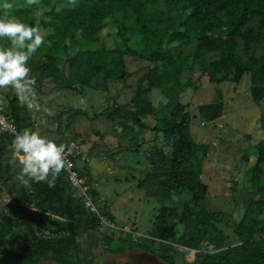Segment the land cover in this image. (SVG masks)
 Returning a JSON list of instances; mask_svg holds the SVG:
<instances>
[{"label":"trees","instance_id":"obj_1","mask_svg":"<svg viewBox=\"0 0 264 264\" xmlns=\"http://www.w3.org/2000/svg\"><path fill=\"white\" fill-rule=\"evenodd\" d=\"M28 12L30 25L38 23L45 34V43L29 61L39 90L49 86L73 91L85 100L89 89L110 92L113 83L128 85L130 60L147 62L137 83L128 85V101L94 115L87 102L86 110L70 107L73 117L67 128L79 116L105 117L118 136L132 133L138 143L133 150L150 145L145 152L151 168L140 186L168 197L186 190L191 198L163 205L149 237L104 230L64 173L52 187L47 182H33L30 188L21 184L18 190L8 185L13 179L8 159L13 137L6 134L0 145V264H97L108 254L122 255L133 248L153 252L170 264H264V138L255 144L254 165L248 164V151L242 156L248 164L244 176L249 178L248 186L238 190L241 219L211 210L204 175L209 147L192 135L190 123L197 114L184 99L204 78L216 86L219 99L197 107L202 122L214 123L225 109L219 85L240 83L250 74V98L262 110L264 130V0H76L74 5L54 0L51 6L39 0ZM106 30L112 35L109 44L103 36ZM5 98L4 109L18 128H29L26 106L21 107L16 96ZM147 117L156 123L151 126ZM65 134L66 129L53 141L82 144V134ZM81 171L87 175L85 168ZM101 211L114 219L106 209ZM20 225L26 228L22 232ZM172 242L197 252L186 257ZM205 242L213 250L203 249Z\"/></svg>","mask_w":264,"mask_h":264},{"label":"rangeland","instance_id":"obj_2","mask_svg":"<svg viewBox=\"0 0 264 264\" xmlns=\"http://www.w3.org/2000/svg\"><path fill=\"white\" fill-rule=\"evenodd\" d=\"M41 1L49 6L54 2V0ZM6 2L12 4L13 7L4 10L2 5ZM30 8L31 6L26 5L25 0H0V19L15 17L30 25L32 18V13L28 12ZM108 32L106 30L103 33L105 44H109L112 39L111 33ZM0 46H9L6 38H0ZM95 48L101 49V46L97 44ZM145 64L147 62L129 61L131 76L128 78L127 84L131 88L137 83V77L145 71ZM128 85L120 82L113 83L110 92L89 89L85 98L89 113L94 115L115 102L122 104L128 101L132 96ZM250 85V74H246L240 83L223 82L219 85L225 109L223 116L214 123L202 122L197 107L202 103H210L219 99L216 86L204 78L202 85L184 98L185 101H188L192 114H197L193 116L190 123L192 135L196 141L209 147L204 167V175L210 186L206 204L211 210H223L232 214L238 221L243 216V210L237 203L239 200L237 198L240 196L238 190H241L243 186H248L249 177L244 176L246 165L255 164V144L264 138V130L260 121L262 110L250 98ZM0 91V100L5 101V106L8 105V100L5 98L7 94L11 97L16 96L11 88L0 89ZM35 92L39 98L40 106H34L31 109L26 107L23 110L26 118L31 122L27 129L39 132L42 136L55 141L60 139L61 132L64 133L65 129L67 138L72 137L74 133L82 134L85 150H91L89 153L92 160L88 169L93 186L99 194V200H96L97 206L101 210L109 211L119 225L135 223L134 225L140 233L148 234L153 231L155 217L163 205L182 204L191 198L190 192L186 190L168 197L165 193L160 195L149 193L146 188L140 186L139 182L145 179L151 168L147 152H145V149H150V145L146 143L144 148H140L139 151L133 150L135 144L138 143L132 139V133L124 131L126 135L119 134V137L114 131L115 127L112 128L110 121L105 117L90 120L79 116L67 128L69 118L72 116L69 109L80 104L81 98H83L80 94L68 90H52L49 86L39 90L37 85H35ZM58 116H60L62 124L59 122ZM145 120L151 126L156 123V120L151 117H147ZM60 125L61 128L57 129ZM118 129L120 131L122 127ZM59 130L62 131L59 132ZM147 136L151 137V132ZM120 147L124 150H121ZM247 151L250 160L248 164H245L242 156ZM12 155L11 152L8 159L12 166L13 179L8 185L13 184L18 190L21 184L15 177L20 171V167L18 163L12 162ZM236 181L239 183L234 188ZM24 229H26L24 225L18 226V231L22 232ZM226 231L232 234V230L227 229ZM154 238L157 241H165L157 237ZM20 239L23 240L22 236ZM116 244H113L114 249ZM174 244H172L173 248L178 252V245ZM209 249L207 247L205 250ZM173 252L176 254L175 251ZM175 257L179 258L177 255ZM40 264L57 263L44 261ZM97 264L167 263L147 251L133 248L122 255L118 254V256L108 254Z\"/></svg>","mask_w":264,"mask_h":264},{"label":"clouds","instance_id":"obj_3","mask_svg":"<svg viewBox=\"0 0 264 264\" xmlns=\"http://www.w3.org/2000/svg\"><path fill=\"white\" fill-rule=\"evenodd\" d=\"M75 2L69 0L70 5ZM25 3L31 6L38 4L39 0H25ZM12 7L7 2L2 5L4 10ZM0 38L10 42L9 46L0 47V89H13L21 107H39V98L35 92L37 81L30 75L29 61L45 43V34L38 23L29 25L9 17L0 19ZM4 106L5 101L0 100V111ZM77 106L86 110V101L81 98ZM3 131L14 137L11 142L12 162L18 163L20 167L15 179L24 187L30 188L33 182H47L52 187L56 178L70 171L71 165L66 160V145L57 144L29 129L17 132L13 124L0 120V132Z\"/></svg>","mask_w":264,"mask_h":264},{"label":"built area","instance_id":"obj_4","mask_svg":"<svg viewBox=\"0 0 264 264\" xmlns=\"http://www.w3.org/2000/svg\"><path fill=\"white\" fill-rule=\"evenodd\" d=\"M0 120L13 124L17 129V132H22L18 128L14 116L10 112H7L4 108L0 111ZM6 134L10 133L6 131L0 132V145ZM64 145H66V160L71 165L70 171L64 172V174L69 184L76 190L84 206L97 217L100 228L109 231L121 232L132 236V238L149 237L147 234L140 233L134 224L119 225L115 219L108 217L99 209L92 186L88 181L87 176L83 175L81 171L82 167L91 161V157L75 140H72ZM174 243L175 242H172V244ZM176 244L178 245V252L183 253L186 257L193 256V254L197 252V249L195 248H190L178 243ZM207 247H209L210 250H213V245H208V242H205L203 249H206Z\"/></svg>","mask_w":264,"mask_h":264},{"label":"crops","instance_id":"obj_5","mask_svg":"<svg viewBox=\"0 0 264 264\" xmlns=\"http://www.w3.org/2000/svg\"><path fill=\"white\" fill-rule=\"evenodd\" d=\"M0 94H1V91H0ZM1 99V98H0ZM82 146V148H83V150L85 151V152H87L88 154H89V156L91 157V160H92V156H91V154L89 153V151L91 152V150H89V149H87V150H85V148H84V143L82 142V144H81ZM91 162V161H90ZM89 162V163H90ZM89 163L88 164H86V165H84L82 168H85L86 169V172H88L87 173V175L86 174H84L85 176H87V178L89 179V177H90V173H89V169H88V165H89ZM52 179V178H51ZM89 181V180H88ZM91 181V182H90ZM90 184H91V186H92V190H93V188H94V190L97 192V199L99 200V194H98V191L95 189V187L93 186V180L90 178ZM74 189V188H73ZM76 191V190H75ZM77 193V192H76ZM93 193H94V191H93ZM114 217V216H113ZM135 224V223H134Z\"/></svg>","mask_w":264,"mask_h":264},{"label":"flooded vegetation","instance_id":"obj_6","mask_svg":"<svg viewBox=\"0 0 264 264\" xmlns=\"http://www.w3.org/2000/svg\"><path fill=\"white\" fill-rule=\"evenodd\" d=\"M141 250V249H140ZM141 251H147V250H141ZM147 253H150L151 255L153 254L154 256H157L158 258L162 259L161 257H159L157 254L153 253V252H150V251H147ZM115 256H118V255H115ZM164 262H166L167 264H170L169 262L165 261L164 259H162Z\"/></svg>","mask_w":264,"mask_h":264}]
</instances>
